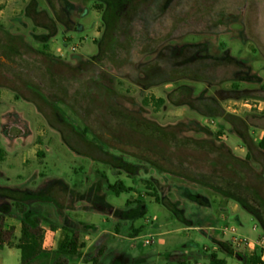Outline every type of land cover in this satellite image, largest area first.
<instances>
[{
	"label": "rangeland",
	"instance_id": "374dc122",
	"mask_svg": "<svg viewBox=\"0 0 264 264\" xmlns=\"http://www.w3.org/2000/svg\"><path fill=\"white\" fill-rule=\"evenodd\" d=\"M107 1L115 0H0V143L6 152L0 186L38 191L55 179L70 186L57 183L42 196L49 202L32 203L43 225L59 217L60 208L76 207L69 212L74 218L115 231V218L93 208L96 190L119 209L144 200L146 214L118 227L128 237L140 230L122 251L128 260L147 259L136 264H214L213 253L240 264L222 228L235 226L256 242L264 236L257 221L235 200L153 163L208 174L220 188L232 182L244 198L252 188L264 197V150L254 148L246 161L248 148L238 134L264 136V0H119L111 12ZM140 30L141 42L128 38ZM112 43L113 61L97 63ZM226 52L223 60L212 58ZM178 71L200 81L180 80ZM182 83L197 94L205 89L226 116L203 117L173 100L155 106L152 97L167 98ZM194 140L224 146L200 148ZM103 174L133 191L108 192ZM152 187L191 226L149 196ZM95 244L87 253L96 254L101 244ZM0 256L20 264L16 249L4 248ZM114 258L103 253L101 264H115Z\"/></svg>",
	"mask_w": 264,
	"mask_h": 264
},
{
	"label": "trees",
	"instance_id": "16d2710c",
	"mask_svg": "<svg viewBox=\"0 0 264 264\" xmlns=\"http://www.w3.org/2000/svg\"><path fill=\"white\" fill-rule=\"evenodd\" d=\"M116 1L118 2L119 0H115L114 2L107 1L108 5L106 7V11L109 10L110 12L113 11L115 9L114 3ZM112 16L113 15H111L110 18ZM124 21L129 22V20L126 19L123 20V22ZM104 22L107 24V26L109 25L110 20H107V16H105ZM117 35L119 34L115 32L114 38L118 37ZM53 36L54 33L48 34L49 38ZM131 36H133L132 38H134L135 42H138V39L141 42L143 39V34L141 33V30L139 31L138 36L136 35L134 36L132 34L128 38H130ZM127 41H129V39ZM113 44L114 43H112V46L110 47L109 51L103 54H101L102 53L101 52L98 56H96L97 63L100 62L101 64L106 65L107 64L106 62L113 61L114 59L112 58L114 53L112 52L114 51ZM197 57L198 58L210 57V55L207 53L206 54L199 53ZM226 57H228V52H226L224 56H213L212 58H214L215 60H223ZM185 69H187V67H185ZM188 72H192V71L188 68ZM178 74L182 76L181 78H179L180 80L191 79L195 81H200V79L196 78L195 76L191 77V73L190 74L180 73V71H178ZM169 81H177V80L176 79L164 80L163 83ZM212 98L215 99L213 96H208L206 94L205 89L199 94H197L193 86L182 83L177 85L174 89H172L169 92L167 98L152 97L151 100L154 101L155 106L157 108L163 106L166 103V101L173 100L175 101L173 102L174 105L188 107L190 110L196 111L198 114H200L203 117L224 118L226 116L225 111L221 107L220 103L218 101H213ZM145 102H149V101L146 100ZM200 102L203 104V107L205 109L200 110V108H198ZM83 131L84 134L86 135L87 130H83ZM238 134L241 137L244 145L248 148V153L245 157L246 161H250L253 159L254 148L264 150V137L262 138L261 142L257 145L251 138H249V136H247V134L241 133L240 131ZM195 143L199 145L200 148L207 146L209 148L213 147L215 149H218L219 147L224 146V144H222L221 146H217L213 141L204 142L197 140ZM5 157H6V152L1 147V143H0V161H3ZM227 159H228L227 160L228 163L233 164V162L229 160V157ZM153 164L155 165V167L161 169L162 171H167V172L169 171L174 174L180 175L187 180L193 181L201 186L211 188L214 191L219 192L232 200H235L242 207L244 211L250 214L257 221L258 225L264 232V197H262L255 189L252 188L250 192H248L249 198L247 197L244 198V196H242V191L240 187H238L234 183L232 184V182L231 183L227 182L223 188L222 187L220 188V186H218V184L214 180H212L208 174L195 172V171L184 172L182 169L174 170L172 168H168L167 166L161 164L160 162L159 163L155 162ZM103 177L107 181L106 182L107 191L110 193L119 196L124 192L133 191V188L130 185H126L122 179H118L115 183H110L105 174H103ZM51 183H52L51 186L46 185L45 187H43L38 191H34L29 188H26L24 190H18V189L13 190L7 187L0 186V199L3 200L0 204V214H1L0 215V249L3 248L5 245L18 248L21 251L20 264H31L34 260H36L38 257H40L41 255L47 252L43 247L44 229L42 227V219L38 215V212L34 211L35 206H32L34 205L32 203H36L37 201L49 202L48 199H44L42 196L47 191L51 190L52 187L57 183L64 185L65 189H68V187H70L61 179H55ZM92 189L94 188L92 187ZM151 189L153 190L149 194V196L153 197L157 203H160L164 205L167 209H169L179 221H181L184 224H187L188 226H191V222H189L184 217V213L181 210H178V208H176L174 204H171L170 200H166L164 195L159 194L157 189L153 187ZM96 191H97L95 192L96 201L92 200L91 202L93 203V208L98 212L105 213L107 215H112L120 220H134V218H136L137 216H143L146 214L147 207L144 200H138L135 206H133V203L129 201L125 209H119L116 208L113 204L106 201L105 199L106 193H100L99 189ZM11 194H17V196L12 198L10 196ZM199 198H201V196L198 197L192 196V199L197 202L199 201ZM13 211L18 212V214L20 215L18 216L20 217L22 224L21 236L17 242L12 241L13 238L12 229L11 230L5 229L3 224L6 215H10V214L12 215ZM79 227H82L83 229H90L93 227V225L82 221L73 222L72 220H70L69 216L67 215L64 217V222L62 226L64 230V237L58 249L53 252L54 261L51 264H72L71 261L78 255H80L81 250L85 247V243L80 241ZM139 231H140L139 229L135 230L136 233L135 236L139 235ZM105 249L106 247H100L96 252V254L94 255L90 253H86V255L84 256V262L91 264H101V258L103 256ZM263 253H264L263 250L259 246H253L250 250L246 251L245 253H238L236 256L240 264H264V261L262 260ZM211 257L214 264H226L225 260H218V255L215 253H213ZM116 261L117 259L115 260V263Z\"/></svg>",
	"mask_w": 264,
	"mask_h": 264
},
{
	"label": "crops",
	"instance_id": "0c3cea01",
	"mask_svg": "<svg viewBox=\"0 0 264 264\" xmlns=\"http://www.w3.org/2000/svg\"><path fill=\"white\" fill-rule=\"evenodd\" d=\"M255 133H259L258 131ZM264 136H262L263 138ZM262 140V139H261ZM261 140H253L255 142V144H259L261 142ZM76 207H69L65 212L63 211V209H59V211H56V215L59 217H55V219H52V223L48 224L47 222L45 223V225H43L42 222V227L44 229V242H43V247L44 249L47 251L45 254L41 255L40 257H38L36 260H34L31 264H51L54 261V255L53 252L55 250L58 249L63 237H64V230L62 228L63 226V222H64V217L67 215L69 216L70 220H72L73 222H86L88 224L93 225L92 228L90 229H95L93 234H95L93 237L88 236L87 232L85 230H82V227H79V236H80V241L85 243V247L81 250L80 255H78L77 257H75L71 262L72 264H91V263H86L84 262V256L87 253V249L89 250L90 248H93L92 243H96L94 246L97 247L98 245L101 244L100 247H106L105 252H111L114 254V259H117L115 264H136L139 262H147L146 258H141L139 260H136L134 256H132L131 258H123V249L126 246L127 243H129L130 241H133L135 239L138 238V235L135 236H122L121 234H119L118 232V227L119 225H121L120 223H127L125 220H120L112 215H109L113 218H115V226H116V230L112 231L110 229H101L99 228V226L94 222V220H90L89 218H87V220H82V219H77L74 218L69 212H75ZM61 212V213H59ZM234 212L235 215L237 217L240 216V208L239 207H235L234 208ZM17 220V222L15 221ZM4 228L5 229H10L11 227H15V231H17L15 233V239L17 242L18 239L21 236V220L20 218L17 217H12V219H9L8 217L4 218ZM135 228V227H134ZM136 229V228H135ZM138 229V228H137ZM115 235V238H113ZM121 237V238H120ZM91 239V241H90ZM116 240L115 242L113 241ZM4 248H10V249H16L18 251H20L18 248L16 247H10L5 245L3 248H1V251H4ZM120 253V254H119ZM135 261V262H133ZM20 263H21V251H20ZM0 264H8L5 259L3 257L0 256ZM18 264V263H17Z\"/></svg>",
	"mask_w": 264,
	"mask_h": 264
},
{
	"label": "built area",
	"instance_id": "2783aa9c",
	"mask_svg": "<svg viewBox=\"0 0 264 264\" xmlns=\"http://www.w3.org/2000/svg\"><path fill=\"white\" fill-rule=\"evenodd\" d=\"M246 105L252 107V105L250 104H246ZM255 107L260 111L262 110L260 105L258 106L255 105ZM222 231L223 233L230 235V243L238 253H245L249 249V247H251V245L253 244L259 246L264 252V236L259 238L258 241L253 242V240H251L248 236L240 234L238 232L237 227L235 226H230V225L224 226L222 228ZM153 243H154L153 238L144 240L145 245H152ZM262 260L264 261V253L262 256Z\"/></svg>",
	"mask_w": 264,
	"mask_h": 264
}]
</instances>
